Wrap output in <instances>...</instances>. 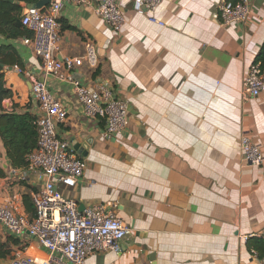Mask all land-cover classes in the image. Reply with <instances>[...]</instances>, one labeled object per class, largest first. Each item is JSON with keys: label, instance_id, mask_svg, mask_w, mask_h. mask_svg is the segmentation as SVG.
Listing matches in <instances>:
<instances>
[{"label": "crops", "instance_id": "0c3cea01", "mask_svg": "<svg viewBox=\"0 0 264 264\" xmlns=\"http://www.w3.org/2000/svg\"><path fill=\"white\" fill-rule=\"evenodd\" d=\"M221 2L163 0L161 27L137 15L132 0H119L127 22L115 32L95 3L64 1L61 57H83L94 42L98 67L85 63L74 75L88 87H110L128 107V127L110 141L102 137L104 121L84 115L70 84L45 76L22 40L0 36V45L18 48L23 65L21 73L4 68L13 96L0 114L40 116L32 82L46 83L68 111L58 136L86 163L77 187L61 192L82 211L113 209L132 228L119 253L92 255L90 264H261L249 240L264 238V164L246 162L241 139L251 135L264 152V93H244L264 45V0H251L252 17L231 27L219 21ZM6 144L0 136V206L31 219L42 182L37 171L14 167ZM0 251L7 255L0 264L17 253L48 256L38 240L13 236L1 223Z\"/></svg>", "mask_w": 264, "mask_h": 264}, {"label": "built area", "instance_id": "2783aa9c", "mask_svg": "<svg viewBox=\"0 0 264 264\" xmlns=\"http://www.w3.org/2000/svg\"><path fill=\"white\" fill-rule=\"evenodd\" d=\"M64 1L80 7L95 3L97 15L115 32L122 31L127 22L126 15L119 0H57L47 10L27 9L22 16L23 26L33 33V37L21 40L41 60L43 74L70 84L83 106L84 115L91 120L104 121L102 137L107 141L113 140L129 125L127 104L110 87L91 88L74 75V71L85 63L91 68L98 67L99 58L94 42L86 44L83 57H61L60 15ZM162 3L163 0H132L133 11L137 15L164 27L165 23L156 17ZM252 14L251 0H222L218 6L219 21L224 27L244 25ZM15 69L22 72L18 66ZM32 83L40 116L36 118L37 147L27 157L26 170L37 171L42 186L33 196V218L17 213L12 206H0V223L13 236L27 235L38 240L48 256L37 259L17 253L10 264H90L88 259L92 255L119 253L124 239L132 234V228L119 219L113 209L94 205L82 211L76 200L61 192V186L77 187L84 178L86 163L76 155L68 141L58 136V125L67 121V109L46 83L38 79ZM244 93L252 98H259L264 93L261 64L256 63L248 70ZM241 151L249 165L261 167L264 164L263 149L251 135L242 136ZM260 261L264 264V259Z\"/></svg>", "mask_w": 264, "mask_h": 264}, {"label": "trees", "instance_id": "16d2710c", "mask_svg": "<svg viewBox=\"0 0 264 264\" xmlns=\"http://www.w3.org/2000/svg\"><path fill=\"white\" fill-rule=\"evenodd\" d=\"M41 0H0V36L5 41H18L33 37V33L22 24L24 5L37 4ZM257 63L264 71V45L258 56ZM18 66L23 70L22 56L13 44L0 45V112L3 103L10 99L13 93L5 87V67ZM0 136L7 143L14 167H27V157L37 147L38 132L36 117L31 114H0ZM33 211V209L31 210ZM256 242L255 250L260 260L264 259V238H251ZM7 255L0 251V258Z\"/></svg>", "mask_w": 264, "mask_h": 264}, {"label": "water", "instance_id": "95a60500", "mask_svg": "<svg viewBox=\"0 0 264 264\" xmlns=\"http://www.w3.org/2000/svg\"><path fill=\"white\" fill-rule=\"evenodd\" d=\"M52 3L54 0H41L37 4L27 5V9H43Z\"/></svg>", "mask_w": 264, "mask_h": 264}]
</instances>
